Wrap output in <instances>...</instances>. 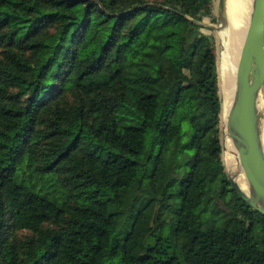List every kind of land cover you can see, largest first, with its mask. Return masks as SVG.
Masks as SVG:
<instances>
[{
  "label": "trees",
  "instance_id": "1",
  "mask_svg": "<svg viewBox=\"0 0 264 264\" xmlns=\"http://www.w3.org/2000/svg\"><path fill=\"white\" fill-rule=\"evenodd\" d=\"M215 2L0 0V264H264L221 156Z\"/></svg>",
  "mask_w": 264,
  "mask_h": 264
},
{
  "label": "water",
  "instance_id": "2",
  "mask_svg": "<svg viewBox=\"0 0 264 264\" xmlns=\"http://www.w3.org/2000/svg\"><path fill=\"white\" fill-rule=\"evenodd\" d=\"M218 2L220 25L216 28L228 30V0ZM246 26L237 58L235 87L226 124V132L238 155L239 165L231 172L224 159L223 162L233 189L254 209L264 214V145L261 131L264 114L258 109L260 93L264 95V0H249ZM228 39L226 35V41ZM224 146L222 140V153ZM241 174L245 185L239 183Z\"/></svg>",
  "mask_w": 264,
  "mask_h": 264
},
{
  "label": "bare ground",
  "instance_id": "3",
  "mask_svg": "<svg viewBox=\"0 0 264 264\" xmlns=\"http://www.w3.org/2000/svg\"><path fill=\"white\" fill-rule=\"evenodd\" d=\"M249 0H228V21L229 29L219 30V38L222 45V53L219 59V84L220 93L223 102V110L221 113V137L225 150L223 159L233 172L239 165L238 155L229 141L226 124L228 116V108L232 100L235 84V73L237 66V58L240 50L242 38L246 32L247 23V7ZM226 35L229 36L226 41ZM258 109L264 114V95L260 93L258 99ZM262 140L264 145V118L261 119ZM241 185H245L243 174L238 178Z\"/></svg>",
  "mask_w": 264,
  "mask_h": 264
},
{
  "label": "rangeland",
  "instance_id": "4",
  "mask_svg": "<svg viewBox=\"0 0 264 264\" xmlns=\"http://www.w3.org/2000/svg\"><path fill=\"white\" fill-rule=\"evenodd\" d=\"M218 8H219V2L218 0H216L215 2V8H214V13L216 16V20H212L211 18H206L204 23H205V31H207L208 33L214 34L215 36V44H216V53L218 56V59H220V55L222 53V45L220 42V38H219V29H217L216 27H218L220 25L219 23V19H218ZM222 152H221V156H222ZM223 158V156H222ZM49 176V175H48ZM48 179V178H47ZM36 185L43 190H48L51 189L54 184H52L51 186H47L49 182L54 183V179L50 180V181H43L42 179H40L39 181H35Z\"/></svg>",
  "mask_w": 264,
  "mask_h": 264
}]
</instances>
